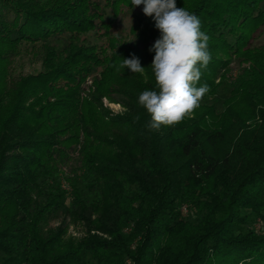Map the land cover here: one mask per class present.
Here are the masks:
<instances>
[{"label": "trees", "instance_id": "16d2710c", "mask_svg": "<svg viewBox=\"0 0 264 264\" xmlns=\"http://www.w3.org/2000/svg\"><path fill=\"white\" fill-rule=\"evenodd\" d=\"M176 3L210 37L197 84L209 91L149 132L138 96L158 91L151 17L135 14L122 38L131 0H0V264H264V0ZM132 54L143 73L119 67ZM26 57L39 66L14 76ZM233 62L217 110L208 100Z\"/></svg>", "mask_w": 264, "mask_h": 264}, {"label": "clouds", "instance_id": "9594fccd", "mask_svg": "<svg viewBox=\"0 0 264 264\" xmlns=\"http://www.w3.org/2000/svg\"><path fill=\"white\" fill-rule=\"evenodd\" d=\"M140 5L160 32L149 48L155 53L150 67L158 91L145 90L138 96V104L150 115L144 127L149 132H157L161 126L178 124L190 115L209 91L207 84H197L212 58L210 37L201 31L200 19L177 7L176 0H131V10ZM119 67L132 73H143L146 69L135 54L122 57ZM102 102L105 107H112L107 98ZM135 119L138 121L139 117Z\"/></svg>", "mask_w": 264, "mask_h": 264}, {"label": "rangeland", "instance_id": "374dc122", "mask_svg": "<svg viewBox=\"0 0 264 264\" xmlns=\"http://www.w3.org/2000/svg\"><path fill=\"white\" fill-rule=\"evenodd\" d=\"M143 6H137L134 9L131 10V5L129 6H122L121 10L119 12L118 17L116 18V21L114 23V34L117 35L118 37H122V38H130L131 37V33L130 31V27L133 21V17L135 14L140 13V11L142 10ZM256 44H262L264 43V28L261 29V33L260 35L256 38ZM14 68H13V75L16 76L18 73H27L29 72V70L31 68H33L34 66H39V62L38 61H29L28 58H24V60L21 62L19 60H17L15 58V62L13 64ZM240 69V65L237 62H233L231 63V69L230 71L227 73V80L220 86L218 93L214 96L211 97L208 101L209 103H213L216 107L217 110H221L223 105V99L225 97H227L229 95V91L231 89V82L235 79V77L237 76V73ZM219 79H217L218 81ZM90 83V81H89ZM106 97L102 98L103 99ZM110 105H112V107H107L110 111V113L112 114H116V113H122L124 112L125 108L124 106L117 100V101H112L109 100ZM104 105V104H103ZM105 106V105H104ZM117 106H119L117 108ZM70 156L71 158L65 163L62 164V169L69 175V173L71 172V170L76 167L79 163L78 161V153L77 152H71L70 151ZM66 176V175H65ZM64 176V177H65ZM63 184H66V182L63 180L62 181ZM65 219V221H68V217H64L63 215H60V217L56 220H52L50 222L51 226L57 225L58 222H60L61 220ZM261 224H264V222H260L259 219H257L253 226L258 229L259 232H264V226H261ZM261 226V227H259ZM80 227L78 228V226H74L73 224L69 225V231H71L72 233L75 232L77 234L80 233ZM5 256L0 253V263L4 260Z\"/></svg>", "mask_w": 264, "mask_h": 264}]
</instances>
